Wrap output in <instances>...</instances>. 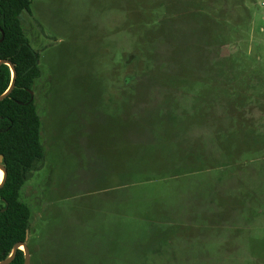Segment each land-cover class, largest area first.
<instances>
[{
	"label": "rangeland",
	"instance_id": "rangeland-1",
	"mask_svg": "<svg viewBox=\"0 0 264 264\" xmlns=\"http://www.w3.org/2000/svg\"><path fill=\"white\" fill-rule=\"evenodd\" d=\"M30 1V264H264V0Z\"/></svg>",
	"mask_w": 264,
	"mask_h": 264
},
{
	"label": "trees",
	"instance_id": "trees-1",
	"mask_svg": "<svg viewBox=\"0 0 264 264\" xmlns=\"http://www.w3.org/2000/svg\"><path fill=\"white\" fill-rule=\"evenodd\" d=\"M30 6V0H0V61L11 62L16 71L14 90L0 102V156L7 172L0 188V262L11 255L16 244L27 242L31 210L21 200V190L45 156L41 119L32 95L41 76L39 52L31 46L22 25L23 13H30ZM12 80L10 66L1 64L0 96ZM24 262V252L18 250L11 264Z\"/></svg>",
	"mask_w": 264,
	"mask_h": 264
},
{
	"label": "water",
	"instance_id": "water-1",
	"mask_svg": "<svg viewBox=\"0 0 264 264\" xmlns=\"http://www.w3.org/2000/svg\"><path fill=\"white\" fill-rule=\"evenodd\" d=\"M1 64H7L8 66H10V68L12 70V74H13V80H12L11 86L7 90V92H5L3 95L0 96V102H2L4 99H6L12 93V91L15 88V78H16L15 67L11 62H9L7 60H2V61H0V65ZM32 95H34L33 92H32ZM0 171L3 172V177L0 180V188H1L5 185L6 179H7L6 168L3 165V156H0ZM21 247H23V248H21ZM18 250H22L24 252V255H25L24 264H30L31 255H30V251H29L27 242L16 244L11 255L8 258H6L5 260H3L2 262H0V264H11L13 262V260L15 259Z\"/></svg>",
	"mask_w": 264,
	"mask_h": 264
},
{
	"label": "crops",
	"instance_id": "crops-1",
	"mask_svg": "<svg viewBox=\"0 0 264 264\" xmlns=\"http://www.w3.org/2000/svg\"><path fill=\"white\" fill-rule=\"evenodd\" d=\"M40 252H41V254L43 253L42 251H40ZM91 263L97 264V262H91ZM129 263L130 264H137V261L131 260V262H130V260H128V258H125V259H122V258H120V259H112V260L109 261V264H129ZM39 264H55V263H54V261L51 262V261H49L46 258L45 259L40 258Z\"/></svg>",
	"mask_w": 264,
	"mask_h": 264
},
{
	"label": "bare ground",
	"instance_id": "bare-ground-1",
	"mask_svg": "<svg viewBox=\"0 0 264 264\" xmlns=\"http://www.w3.org/2000/svg\"><path fill=\"white\" fill-rule=\"evenodd\" d=\"M1 177H3V172L1 171ZM21 248H23V247H21Z\"/></svg>",
	"mask_w": 264,
	"mask_h": 264
}]
</instances>
